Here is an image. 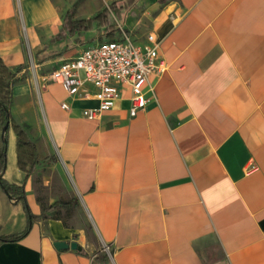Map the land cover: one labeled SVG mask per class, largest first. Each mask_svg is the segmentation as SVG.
<instances>
[{
    "label": "crops",
    "instance_id": "crops-1",
    "mask_svg": "<svg viewBox=\"0 0 264 264\" xmlns=\"http://www.w3.org/2000/svg\"><path fill=\"white\" fill-rule=\"evenodd\" d=\"M77 1L0 0L10 112L39 162L26 180L16 133L0 122V179L25 183L36 217L0 185V236L24 235L0 244V264H264V0H131L134 18L116 10L133 42L154 33L166 68L149 77L136 116L123 85L96 119L83 115L99 105L95 86L71 96L49 76L99 30L98 42L112 29L119 39L122 24L108 5L115 23L57 39L69 10L78 20L104 9L82 15L89 0ZM71 199V209L45 210Z\"/></svg>",
    "mask_w": 264,
    "mask_h": 264
},
{
    "label": "built area",
    "instance_id": "built-area-1",
    "mask_svg": "<svg viewBox=\"0 0 264 264\" xmlns=\"http://www.w3.org/2000/svg\"><path fill=\"white\" fill-rule=\"evenodd\" d=\"M119 39L98 42L83 49L75 58L65 60L54 69L49 80L61 84L69 95H77L87 83L97 88L99 105L85 109L83 115L96 119L110 111L121 97V87L129 85L132 91L130 113L136 116L150 102L146 92H152L148 79L152 73H163L166 64L160 61L159 43L154 33L147 36L148 44L133 42L122 25ZM69 109V103L62 105Z\"/></svg>",
    "mask_w": 264,
    "mask_h": 264
},
{
    "label": "trees",
    "instance_id": "trees-1",
    "mask_svg": "<svg viewBox=\"0 0 264 264\" xmlns=\"http://www.w3.org/2000/svg\"><path fill=\"white\" fill-rule=\"evenodd\" d=\"M113 8H115L116 3H113ZM112 8V5H111ZM64 24L61 29L60 34L57 35V39H63L66 34H76L78 31H92L93 25L96 23L99 26L110 24V15L108 7L104 8L100 13L93 16L91 19H75L74 12L69 10L64 15ZM112 29V27H110ZM109 34V40H113L115 35V30ZM15 80V75L12 70L7 67L5 61H3L0 56V122L4 128L8 124V129H12L17 136V160L19 169L23 174H25L26 180L29 178L32 173L35 171L38 160H37V150L36 146L29 138L28 133L23 129V127L18 124L11 115V102H12V85ZM6 143L2 145V150L0 153V171H3L7 166L6 160ZM51 162L53 159H48ZM1 188L12 197L18 198L17 202H22L25 205V209L28 211L31 222L36 218L32 215L28 204L25 201L26 191L25 183L21 185H9L4 182L3 179H0ZM78 202L75 199H71L70 202H57L55 205L45 208L46 211L55 210L58 207L65 209H71L75 207ZM24 235H10V236H0V244L2 242H15L22 239Z\"/></svg>",
    "mask_w": 264,
    "mask_h": 264
},
{
    "label": "rangeland",
    "instance_id": "rangeland-1",
    "mask_svg": "<svg viewBox=\"0 0 264 264\" xmlns=\"http://www.w3.org/2000/svg\"><path fill=\"white\" fill-rule=\"evenodd\" d=\"M109 1L108 3H106L104 0H89L88 2H86L84 5H82L81 7V13L82 15H94L98 8L101 6L102 4V8H106L108 5H112V7L114 6L113 3L116 2V8L113 9L114 10V14L116 13V10H121V14H125L126 16H131L132 18L134 17H138L141 16V14H138V13H135L132 11L133 7H132V4H131V0H107ZM136 1V0H135ZM81 2V0L77 1V5H76V8L77 6L79 5V3ZM104 3V4H103ZM118 21L122 24V27L123 28H126V24H125V21L123 20V16L122 17H118L117 14H115ZM87 17V16H85ZM115 20L112 18L110 20V23H115L114 22ZM128 29V28H126ZM104 31V30H103ZM102 30H99L98 33L96 32V35H95V38L93 39L95 41V43H98V40L103 38L104 37V32ZM28 207L32 213V210H31V205L28 204ZM85 228L88 230V233L90 235V237L92 239H94V231L93 229L85 224ZM106 253H110L108 247H103L102 248Z\"/></svg>",
    "mask_w": 264,
    "mask_h": 264
},
{
    "label": "water",
    "instance_id": "water-1",
    "mask_svg": "<svg viewBox=\"0 0 264 264\" xmlns=\"http://www.w3.org/2000/svg\"><path fill=\"white\" fill-rule=\"evenodd\" d=\"M7 129H8V124L4 127L3 132H5ZM2 177H3V175H0V178H2ZM8 196H9L11 199L14 198V197H12L9 193H8ZM55 244H56V248L59 249V250H62V249H69V248L74 249V250H78V251H82V250H83V247H82L79 243H77L76 241H73V242L71 243V245L66 244L65 242H59V241L56 242Z\"/></svg>",
    "mask_w": 264,
    "mask_h": 264
}]
</instances>
